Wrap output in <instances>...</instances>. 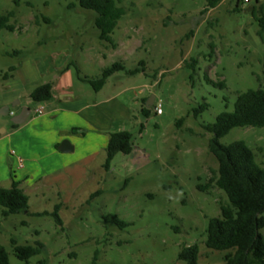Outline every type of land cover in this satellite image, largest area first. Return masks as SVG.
<instances>
[{
  "label": "rangeland",
  "instance_id": "rangeland-1",
  "mask_svg": "<svg viewBox=\"0 0 264 264\" xmlns=\"http://www.w3.org/2000/svg\"><path fill=\"white\" fill-rule=\"evenodd\" d=\"M15 1L0 0V13L14 11L17 27L0 31V81L42 52L86 57L92 68L121 61L133 69L145 62L146 73L117 72L140 102L139 119L126 128L133 134L131 154L118 153L110 169L102 158L66 205L55 190L28 188V212L0 215V244L11 263L186 264L181 250L198 244L199 264H224L230 250L205 243L209 219L221 216L228 197L211 181L219 165L204 126L233 111L239 93L264 88V36L254 15L264 0L244 1L239 10L238 0H223L208 11L206 0H116L126 12L112 34L115 45L99 38L94 13L79 0ZM149 95L162 102L163 115L154 105L148 116L141 112V97ZM11 127V116L0 115V135ZM236 140H244L264 167V127H236L220 138L226 145ZM109 214L129 226L119 228ZM12 239L19 245L40 241L45 249L23 261Z\"/></svg>",
  "mask_w": 264,
  "mask_h": 264
},
{
  "label": "crops",
  "instance_id": "crops-1",
  "mask_svg": "<svg viewBox=\"0 0 264 264\" xmlns=\"http://www.w3.org/2000/svg\"><path fill=\"white\" fill-rule=\"evenodd\" d=\"M42 54L24 58L12 74L0 81V108L15 104L11 108L14 115L22 106L31 109L26 122L0 135V187L9 188L15 178L26 194L28 188L55 190L66 205L90 177L96 163L106 158L110 133L127 130L129 123L139 119L135 105L140 102L137 95L130 94L133 85L118 73L109 77L100 90L84 80L100 76L104 68L101 64L92 68L86 57ZM44 83L52 84V99L32 101L31 92ZM151 97H141L146 99V106ZM153 98L151 107L157 97ZM18 105H22L19 110ZM42 107L44 113L40 112ZM74 128L86 134L74 133ZM64 140L70 142L72 150L60 149ZM21 159L23 166L19 165Z\"/></svg>",
  "mask_w": 264,
  "mask_h": 264
},
{
  "label": "trees",
  "instance_id": "trees-1",
  "mask_svg": "<svg viewBox=\"0 0 264 264\" xmlns=\"http://www.w3.org/2000/svg\"><path fill=\"white\" fill-rule=\"evenodd\" d=\"M223 0H206L205 11L216 8ZM244 0H238L236 10ZM250 2V1H249ZM20 4V0L15 1ZM29 4H31L29 2ZM80 7L92 11L95 15L94 23L99 30L102 41H110L115 45L112 34L118 26L119 20L125 14V9L118 5L116 0H79ZM76 7L77 4H72ZM254 15L260 25V35L264 36V4L260 10L254 9ZM14 11L0 13V31L3 29L15 31L16 25L11 21L15 18ZM48 20V19H47ZM49 21V20H48ZM23 53L15 50L14 54ZM197 63V62H194ZM16 67L11 70L15 71ZM125 71L127 74L146 73L145 62L141 66L129 69L123 62H115L104 67L100 76L86 77L94 89L100 90L108 78L113 74ZM5 77L8 74L4 75ZM225 87V82H219ZM32 101L45 102L53 97V86L44 83L36 87L30 94ZM146 101V99H145ZM207 104L200 107L197 113L205 110ZM150 108L142 107L141 112L149 115ZM196 113V114H197ZM13 128L19 127L12 123ZM236 127H264V88L248 89L238 94L233 111L220 113L214 123L204 126L212 134L209 139V151L218 161V171L211 181L225 191L228 197L226 203L221 204V216L211 217L207 228L206 245L213 250H230L225 255L224 264H264V236L261 233L264 227V167L257 161L256 154L244 140H236L231 144H223L220 138L227 135ZM74 133L86 134L80 128H74ZM134 149L133 134L128 130L111 132L106 148V161L104 167L110 169L111 163L118 153L131 154ZM207 189V186H199ZM62 204V203H61ZM57 206V209L61 207ZM29 211V196L21 187V182L12 179L9 188L0 187V215L8 218L11 215ZM31 214V212H29ZM45 215V213H35ZM53 215L58 223L62 220L58 212ZM123 229L129 223L115 214L106 216ZM15 255L23 261H28L33 256L40 255L45 245L37 241L35 245H19L12 239ZM200 248L198 244L184 247L179 258L186 264H199ZM0 264H12L10 254L6 247L0 244ZM45 264V262L43 263Z\"/></svg>",
  "mask_w": 264,
  "mask_h": 264
},
{
  "label": "water",
  "instance_id": "water-1",
  "mask_svg": "<svg viewBox=\"0 0 264 264\" xmlns=\"http://www.w3.org/2000/svg\"><path fill=\"white\" fill-rule=\"evenodd\" d=\"M154 102V98L153 96L149 99V104L147 105L148 107H151L150 106V103H153ZM12 106H15V104L13 105H6V106H3L2 108H0V115H3V116H7V115H10L11 114V108ZM30 113H31V109L30 107H24L18 114L14 115L12 118H11V122L14 123V124H23L24 122H26V120L29 118L30 116ZM60 149L62 151H70L72 150V145L70 144V142L68 140H64L61 144V147Z\"/></svg>",
  "mask_w": 264,
  "mask_h": 264
},
{
  "label": "built area",
  "instance_id": "built-area-1",
  "mask_svg": "<svg viewBox=\"0 0 264 264\" xmlns=\"http://www.w3.org/2000/svg\"><path fill=\"white\" fill-rule=\"evenodd\" d=\"M244 1L249 2L250 0H244ZM154 109H155L156 114H158V115L163 114V104H162V102L161 101H157V102L155 101ZM40 112L44 113L45 112V108L44 107L40 108ZM11 115H14L13 111L11 112ZM19 165L23 166V160L22 159L20 160Z\"/></svg>",
  "mask_w": 264,
  "mask_h": 264
}]
</instances>
